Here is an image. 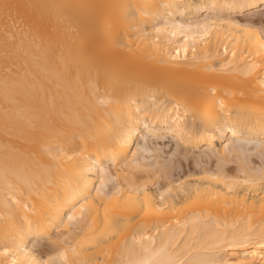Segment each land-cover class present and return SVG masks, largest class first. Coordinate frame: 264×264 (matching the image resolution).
<instances>
[{
	"label": "bare ground",
	"instance_id": "bare-ground-1",
	"mask_svg": "<svg viewBox=\"0 0 264 264\" xmlns=\"http://www.w3.org/2000/svg\"><path fill=\"white\" fill-rule=\"evenodd\" d=\"M263 17L0 0V264H264Z\"/></svg>",
	"mask_w": 264,
	"mask_h": 264
},
{
	"label": "rangeland",
	"instance_id": "rangeland-1",
	"mask_svg": "<svg viewBox=\"0 0 264 264\" xmlns=\"http://www.w3.org/2000/svg\"><path fill=\"white\" fill-rule=\"evenodd\" d=\"M261 17V16H260ZM256 18H258V17H256ZM262 18V17H261ZM264 18V17H263ZM264 20V19H263Z\"/></svg>",
	"mask_w": 264,
	"mask_h": 264
}]
</instances>
